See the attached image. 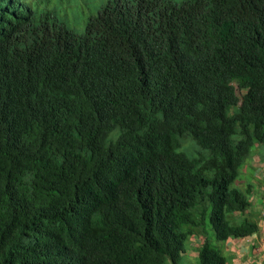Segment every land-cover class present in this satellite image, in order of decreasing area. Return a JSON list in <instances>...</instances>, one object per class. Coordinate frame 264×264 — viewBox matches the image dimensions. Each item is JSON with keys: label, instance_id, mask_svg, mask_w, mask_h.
<instances>
[{"label": "trees", "instance_id": "16d2710c", "mask_svg": "<svg viewBox=\"0 0 264 264\" xmlns=\"http://www.w3.org/2000/svg\"><path fill=\"white\" fill-rule=\"evenodd\" d=\"M67 2L0 12V264H183L194 236L228 264L213 240L260 231L231 184L264 144V0H109L81 33Z\"/></svg>", "mask_w": 264, "mask_h": 264}, {"label": "rangeland", "instance_id": "374dc122", "mask_svg": "<svg viewBox=\"0 0 264 264\" xmlns=\"http://www.w3.org/2000/svg\"><path fill=\"white\" fill-rule=\"evenodd\" d=\"M109 0H68L65 5L61 6L58 3L56 6L60 11L58 15L63 18V21L68 26L77 32H83L88 20L91 16L96 15L98 9L103 4H106ZM174 2L181 3L186 0H173ZM16 5V4H14ZM181 151L187 153L191 157H196L200 152H203L201 147L190 136H186ZM232 189H238L249 195L251 200H257L258 205L256 210L258 214L264 212V144L257 143L252 149L251 154L246 158L245 163L240 168L237 178L231 184ZM251 190V192H250ZM263 209V210H262ZM262 211V212H261ZM239 216V215H238ZM256 218V217H255ZM252 218V220L261 222L260 219ZM259 220V221H258ZM210 235L214 237L213 227L210 225ZM197 238V236H196ZM201 240H204L203 238ZM195 250L196 241H193ZM224 244H220L213 240V246L223 248ZM198 259L194 256L184 258L183 264H197Z\"/></svg>", "mask_w": 264, "mask_h": 264}, {"label": "crops", "instance_id": "0c3cea01", "mask_svg": "<svg viewBox=\"0 0 264 264\" xmlns=\"http://www.w3.org/2000/svg\"><path fill=\"white\" fill-rule=\"evenodd\" d=\"M255 205H258L256 199L252 201V208L244 217L260 219V231L247 238L230 239L224 243L223 251L229 259V264H264V212L257 215L260 210H256ZM241 217L242 215H239L238 218ZM201 239L196 238L195 250L190 248L189 252L192 253V256H196V247H200L198 243L201 242ZM191 246H194V243H191Z\"/></svg>", "mask_w": 264, "mask_h": 264}, {"label": "clouds", "instance_id": "9594fccd", "mask_svg": "<svg viewBox=\"0 0 264 264\" xmlns=\"http://www.w3.org/2000/svg\"><path fill=\"white\" fill-rule=\"evenodd\" d=\"M21 2H23V0H7V1H4L3 3H2V7H1V9H2V12H5L7 15H10L12 12H14L15 10H17V9H19V7H20V4H21ZM14 4H16V5H14ZM1 12V11H0ZM1 12V13H2ZM5 31L6 30H4V29H1L0 28V39H1V37H2V35L5 33ZM243 216V215H242ZM244 217V216H243ZM199 236H197V238H198ZM199 238H202V237H199ZM245 238H247V237H245ZM232 239H234V238H232ZM230 240V239H229ZM193 241H196V236H194V237H192L191 238V242H193ZM197 242V241H196ZM202 242H203V240H201V242L200 243H198V244H200V246L202 245ZM226 243V242H225ZM223 246V245H222ZM192 247V246H191ZM193 249V248H192ZM196 249H199L198 247H196ZM196 256H194L195 258H197V256H198V250L196 251ZM223 253H224V251H223ZM225 254V253H224ZM190 256H192V253H190V252H188L187 253V257L189 258ZM226 256V255H225ZM227 257V256H226ZM229 260V259H228ZM228 264H229V261H228Z\"/></svg>", "mask_w": 264, "mask_h": 264}]
</instances>
